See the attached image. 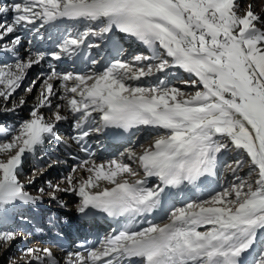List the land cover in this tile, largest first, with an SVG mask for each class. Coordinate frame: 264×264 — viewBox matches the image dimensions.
Listing matches in <instances>:
<instances>
[{
    "label": "snow or ice",
    "instance_id": "obj_1",
    "mask_svg": "<svg viewBox=\"0 0 264 264\" xmlns=\"http://www.w3.org/2000/svg\"><path fill=\"white\" fill-rule=\"evenodd\" d=\"M117 34L145 52L127 56ZM26 107L0 122V224L73 196L79 217L115 227L63 259L24 248V264H264V14L251 0H0V115ZM62 124L74 164L34 195L61 163L44 161ZM107 137L127 147L98 156ZM23 237L0 228V252Z\"/></svg>",
    "mask_w": 264,
    "mask_h": 264
},
{
    "label": "rangeland",
    "instance_id": "obj_2",
    "mask_svg": "<svg viewBox=\"0 0 264 264\" xmlns=\"http://www.w3.org/2000/svg\"><path fill=\"white\" fill-rule=\"evenodd\" d=\"M251 2L253 3L254 10L256 11L257 8L260 6L261 1L251 0ZM257 2H258V4H257ZM256 12L259 13V11H256ZM126 55L127 56H131V55H133V53L132 52H128V50H127L126 51ZM42 70H40L38 68H33L30 71V73H29L28 79L25 81V86H27L28 84H30L32 80L36 79L37 76L41 73L40 71H42ZM181 78L186 79L187 77H186L185 74H181ZM37 86H39V85H37ZM20 92H21V95H22L23 94V90L20 91ZM29 101H31L30 104H29V107H30L31 104H32V102H33V98L31 96L29 97ZM23 110H25V114L22 115V116H21V114H19V116L17 115V117H19V118H16L15 120L23 119V118H26L27 117V115H28V108L26 107ZM23 110H21V111H23ZM21 111H19V112H21ZM0 118H1V116H0ZM0 122H6L8 125H11L13 123V121L11 123L10 120H6V119H0ZM66 125L71 130L70 125L69 124H66ZM63 139L64 138L61 137V141ZM64 140L66 141L67 139H64ZM120 147L117 148L116 151H114L115 152L114 154L107 155V156L109 157V156H113V155L119 154V152L124 151V149H125V147H127V145L125 144V145L120 146ZM47 149H49V147H47ZM97 153L99 155L105 154L103 157L107 158L106 157V152L100 153L97 150ZM234 156H235V153H230V154L227 155L226 159L229 162H231L232 159L234 158ZM48 158L49 157H46L45 158V161H44L45 163L48 161ZM50 158H52V157H50ZM52 159H54V158H52ZM66 160H68V158ZM60 161H61L60 164H58V165H56V166H54L52 168H48L45 171L44 175L43 176H40L37 179L36 184H34V185H28L27 186L28 187V190L31 191L34 195H36L37 194V191H36L37 188H39V187H45L46 186V182L48 180H51L53 183H55L64 174H66L67 171H68V169L70 168L69 167V164H68L67 161H62V160H60ZM34 163H35V161H31L30 160V161H27L24 164L23 172H22V174L20 176L21 182H26L27 178L32 175V172H33V164ZM247 170L248 169H247V166H246L243 169V171L241 172V175H244L247 172ZM229 178H230V174L229 173H225L224 176H223V182H227ZM63 203H64L65 206L64 207H60L57 203L51 202L50 200H48L47 197H45L42 203L37 204V205H24L25 206L24 208H26V206H33L32 208L35 210L36 206H41V207L37 208L35 211L40 210L41 211L40 213H42V214H43V211H47L45 213V216L44 217L51 218L55 214H58V217H62V219L64 218L63 221H67V219L71 218V216L69 217V214L71 212H75V210H76L77 198L72 197V196H65L63 198ZM44 206H46V207L48 206L49 208L52 207V209H50L51 211L49 212L48 210H45L46 208L43 209ZM32 208H29L28 210L25 209V210H22V211H24L26 213H29V214H32V213H34V211H33ZM30 209H32V210H30ZM14 214H15V212H14ZM16 215H18V214H16ZM21 216L22 217L24 216L23 218L25 220H27V221L29 220L26 225L19 224L20 222L19 221H16V220L13 223H16L17 222L18 226L16 227V229H19V230L23 231L24 232V237H23V239L17 240L15 243H13L12 246L9 249H7L6 251L0 252V264H8V261L10 259H13V258H17L16 259V264H24V261L23 260L18 259L20 257V255H21L22 249L27 248V247H43V246H39L38 242L36 240H33L32 239V236H38V235L45 234V233H47L49 235L56 233V230L53 228V226L51 225V223H49V225L45 224L46 226L38 229L41 233H39V232L37 233L36 231H34V228L32 229V227H29L32 224L31 221H30V216L31 215H27V214L25 215V214H23ZM25 217H27L28 219L25 218ZM37 218L38 219L40 218V214H38V213H37ZM42 220H43V218H42ZM6 221H8V220H6ZM58 222L59 221H57V223ZM52 228L54 229V231H53ZM32 230L36 234L34 232L32 234Z\"/></svg>",
    "mask_w": 264,
    "mask_h": 264
},
{
    "label": "bare ground",
    "instance_id": "obj_3",
    "mask_svg": "<svg viewBox=\"0 0 264 264\" xmlns=\"http://www.w3.org/2000/svg\"><path fill=\"white\" fill-rule=\"evenodd\" d=\"M254 1H261V4H260V6L257 8V10L256 11H259V13H261V14H263L264 13V0H254ZM257 4H258V2H257ZM127 43V47L129 48V52H132L133 54H139V53H141V52H145V49H143V48H140V47H138V46H136V45H133V44H131L129 41H127L126 42ZM45 47H47V45H45ZM126 47V48H127ZM127 51V50H126ZM4 59H7V57H3ZM38 69H40V70H42L41 68H39V67H37ZM43 71V70H42ZM41 72V71H40ZM23 89H21L20 91H22ZM24 94V93H23ZM22 94V95H23ZM20 95H21V92H20ZM30 97V96H29ZM29 97H28V99H29ZM30 102L31 101H29V104H30ZM19 114H21V116L22 115H24L25 114V110H23V111H21V112H18L15 116H13V115H0L1 116V118L0 119H6V120H10V122L12 123V121H14L16 118H19V117H17V115L19 116ZM9 123V122H8ZM58 128H59V134H60V137H62V138H64V139H68L69 138V134H70V132H71V130L67 127V125L66 124H62V125H59L58 126ZM101 143H103V140H102V138H101ZM124 145H125V143H124ZM120 146H123V144H115L113 147H109L110 148V151L109 152H114V151H116V149L117 148H119ZM49 147V149H46V151L48 152V157H52V158H54V159H56V158H59L60 160H62V161H67L68 162V164H69V167L70 166H72L73 164H74V161H69V160H66L67 159V154L66 153H64L63 152V150H62V143L59 145V146H52V145H49L48 146ZM121 148V147H120ZM105 154H102V155H99L98 154V156H104ZM62 170V169H61ZM73 197V196H72ZM71 199V198H70ZM39 207H41V206H36V208H35V210L37 209V208H39ZM22 208H24V205H20V207H15V208H8L7 210H6V220H11V217H13V215H14V211H13V209H16V210H18V212H19V210L20 211H22ZM12 211V212H11ZM76 211V210H75ZM38 214H40V212H38V211H36ZM23 214H27L26 212H24V211H22V212H20V215H18V216H20V218L21 219H23L24 221H27V220H25L21 215H23ZM71 216V218H72V220H73V224H74V226H72L71 228H70V230H69V226L64 230L63 229V231H59L58 229H57V224L58 223H56L54 226H53V224L51 223V225L54 227V229L56 230V233L55 234H47V233H45V234H41V235H38V236H32V239L33 240H36L37 242H38V244H39V246H43V247H52V249H53V252H54V254L56 255V257L57 258H59V255H57V247H58V244H59V241H60V239H62L61 237H65L64 235H65V232H67V233H72V229L75 227V229H81V228H84V229H88V231H87V233H84V232H82L81 233V236L82 237H75V236H72L71 238H72V240L74 241V242H79V241H81V240H83V239H89V240H92V239H94V238H96V237H103V231H104V229H105V227L102 225V224H95L94 226H89V224H87V223H80V222H77L76 221V217H77V214H75V212H71L70 214H69V217ZM73 216V217H72ZM25 218H27V217H25ZM28 219V218H27ZM50 219H52V217L50 218ZM64 219V218H63ZM8 221H6V223H4V224H0V228H5V227H8V228H16L17 226H18V224H17V222L16 223H13L12 221L11 222H8ZM55 221H57V220H55ZM85 231V230H84ZM79 232H81V230L79 231ZM43 233V232H42ZM73 235V234H72ZM63 259V258H62Z\"/></svg>",
    "mask_w": 264,
    "mask_h": 264
}]
</instances>
